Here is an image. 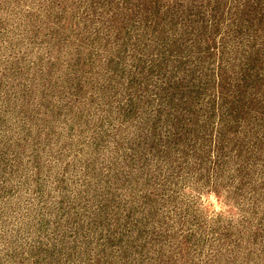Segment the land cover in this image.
Returning a JSON list of instances; mask_svg holds the SVG:
<instances>
[{
  "label": "rangeland",
  "instance_id": "374dc122",
  "mask_svg": "<svg viewBox=\"0 0 264 264\" xmlns=\"http://www.w3.org/2000/svg\"><path fill=\"white\" fill-rule=\"evenodd\" d=\"M0 264H264V0H0Z\"/></svg>",
  "mask_w": 264,
  "mask_h": 264
}]
</instances>
